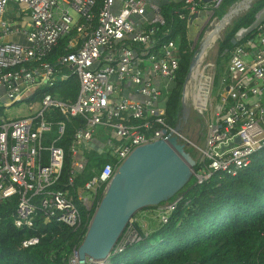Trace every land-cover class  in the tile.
Listing matches in <instances>:
<instances>
[{"label": "built area", "instance_id": "built-area-1", "mask_svg": "<svg viewBox=\"0 0 264 264\" xmlns=\"http://www.w3.org/2000/svg\"><path fill=\"white\" fill-rule=\"evenodd\" d=\"M222 1L212 2L211 8L218 9ZM11 3L18 17L9 15ZM181 3L174 12L191 25L200 12L198 2ZM161 7L152 0H0V200L17 198L16 227L33 226L37 211L78 227L80 205L88 213L96 211L119 165L140 145L173 135L191 142L199 163L192 178L199 185L215 172L236 174L264 147V23L231 51L221 79L223 94L206 119L207 136L200 145L167 118L179 50L174 40L160 44L155 36L166 23ZM19 19L26 26L18 25ZM63 39L65 53L48 60ZM72 77L79 81L75 99L51 92ZM45 88L50 91L43 92ZM202 96L204 108L197 110L204 114L209 96ZM19 102L29 105L28 116L2 114ZM75 117L82 121L72 136L69 176L63 181L67 153L58 143ZM98 128L109 129L103 148L112 161L99 172L91 169L92 178L77 188L76 176L88 166L86 151ZM180 199L158 207L161 223ZM132 223L116 250L142 239ZM38 241L29 238L23 246Z\"/></svg>", "mask_w": 264, "mask_h": 264}, {"label": "trees", "instance_id": "trees-1", "mask_svg": "<svg viewBox=\"0 0 264 264\" xmlns=\"http://www.w3.org/2000/svg\"><path fill=\"white\" fill-rule=\"evenodd\" d=\"M236 1L223 0L216 15L222 16ZM197 2L200 11L205 6L211 8L213 5L204 3L203 0ZM181 4L180 1L161 5L166 23L158 27L155 35L160 44L174 40L179 50L176 82L166 103L167 118L172 126L177 125L182 114L183 85L195 51L191 47L192 26L174 12V8ZM263 7L264 0H257L226 28L224 38L219 42L214 83L223 78L230 53L236 46L231 43V39L240 28L249 26L255 14ZM254 33L255 31L246 38ZM66 41L67 39L61 40L47 59L52 61L65 53ZM244 42L245 39L237 44ZM78 89L79 81L72 77L59 83L51 92L60 97L75 99ZM47 91L50 90H43ZM81 121L79 117L71 119L65 135L58 143L67 153L63 181L69 176V146ZM188 151L193 155L190 148ZM87 158V168L76 176L77 188L92 178L94 174L91 169L99 172L106 162L112 161L111 157L104 156L97 150H93ZM198 166L199 163L194 168ZM59 187L57 185L55 188ZM179 197L181 199L170 213L168 221L160 222L146 236L138 222L132 223L142 239L129 242L121 250H116L120 238L108 260L109 264H264V147L254 154L249 166L236 174L215 172L201 185L195 184L192 178L170 201ZM16 206V197L0 200V264H70L71 257L86 235L95 208L88 213L80 205L82 219L76 228L47 218L42 211H37L33 226L18 228L13 222ZM159 206L141 210L156 209ZM136 215L137 213L133 218ZM29 238H38L39 241L24 247L23 241Z\"/></svg>", "mask_w": 264, "mask_h": 264}, {"label": "water", "instance_id": "water-1", "mask_svg": "<svg viewBox=\"0 0 264 264\" xmlns=\"http://www.w3.org/2000/svg\"><path fill=\"white\" fill-rule=\"evenodd\" d=\"M216 0H203L211 4ZM257 0H237L221 17L215 27L216 37L205 41L194 51L182 91V108L177 131H183V123L190 116L185 85L192 78L196 64L207 53L220 33L240 15L248 11ZM11 5L7 7L10 11ZM12 17L16 15L9 12ZM264 23V7L256 14L253 22L240 28L231 39L233 45L245 39ZM240 143V139H236ZM191 142L179 141L177 135L168 140L159 139L136 147L119 165L104 196L102 197L86 235L76 251L77 259L85 264L88 259L108 261L112 251L135 213L149 206L169 202L192 179L196 159L188 151ZM100 151V150H99Z\"/></svg>", "mask_w": 264, "mask_h": 264}, {"label": "rangeland", "instance_id": "rangeland-1", "mask_svg": "<svg viewBox=\"0 0 264 264\" xmlns=\"http://www.w3.org/2000/svg\"><path fill=\"white\" fill-rule=\"evenodd\" d=\"M217 7L207 8L198 13V16L194 20L192 25L190 37L192 39V48L195 50L201 44L204 35L208 30L219 21V17L216 15ZM71 15L74 18H77V14L73 10H70ZM244 14V13H243ZM16 23L21 26H26L25 20H16ZM231 25V24H230ZM226 30V29H225ZM225 30H223L220 35L217 37V40L211 45L207 53L204 55V58L201 62L199 74H198V83L195 86V91L197 97L193 95L194 92H188L190 95L189 101H187L190 107V116L185 123H183V133L184 135L191 139L195 143H200L203 145L207 136V124L206 119L213 114L214 109L217 107L220 97L223 94V88L221 86V80L214 83V74L216 67V59L218 56L219 42L224 38ZM214 83V84H213ZM199 84V91L197 90V85ZM201 85V88H200ZM201 91V93H200ZM205 93H208V105L207 110L204 114H201L197 109H203L205 105V97L202 96ZM202 94V95H201ZM201 97V98H200ZM196 98V99H195ZM196 108V109H195ZM29 105L25 102L15 103L10 107L3 108L2 114L11 119H16L30 114ZM109 129L107 128H98L96 137L100 141L104 142L108 137ZM190 151L193 153L195 158H198V152L191 145ZM138 222L145 233H150L155 227L160 224V212L159 209H145L137 212L135 218H133V223ZM70 264H81L76 254L71 257ZM85 264H109L108 261H97L88 259Z\"/></svg>", "mask_w": 264, "mask_h": 264}, {"label": "bare ground", "instance_id": "bare-ground-1", "mask_svg": "<svg viewBox=\"0 0 264 264\" xmlns=\"http://www.w3.org/2000/svg\"><path fill=\"white\" fill-rule=\"evenodd\" d=\"M221 18V17H220ZM220 18L218 19V20H220ZM218 23H219V21H217L215 24H213L212 25V27L208 30V32L204 35V38H203V40H202V42L201 43H203V42H205V41H212L215 37H216V35H215V33H214V31H215V27L218 25ZM217 40V39H216ZM215 40V41H216ZM213 46V45H212ZM203 58H204V56L202 57V59L196 64V66H195V68H194V70H193V74H192V78H191V80L189 81V83L187 84V89H188V91H192V92H194L193 93V95L195 96V97H197L196 95H197V93H196V91H195V86H196V84L198 83L197 81H198V74H199V69H200V65H201V62H202V60H203ZM199 84L197 85V90L199 91ZM201 98V97H200ZM196 99V98H195Z\"/></svg>", "mask_w": 264, "mask_h": 264}, {"label": "crops", "instance_id": "crops-1", "mask_svg": "<svg viewBox=\"0 0 264 264\" xmlns=\"http://www.w3.org/2000/svg\"><path fill=\"white\" fill-rule=\"evenodd\" d=\"M152 1H156V2H159L161 5L164 4V3H167V4H174V3H178L180 2L181 0H152ZM13 5L11 6V9H10V13H12V9L15 8V4L12 3ZM176 8V7H175ZM18 17L17 14H14ZM194 23V22H193ZM193 23L189 26H192ZM103 145H104V142L100 141L99 139H97V137H95L94 141L90 144L91 146V150L90 151H86L87 154H90L93 150H97L100 154H103L104 155V148H103ZM103 148V149H102ZM100 150V151H99ZM105 156V155H104Z\"/></svg>", "mask_w": 264, "mask_h": 264}]
</instances>
